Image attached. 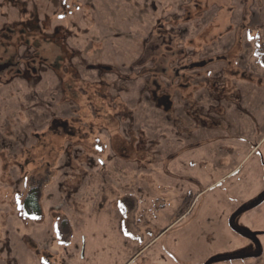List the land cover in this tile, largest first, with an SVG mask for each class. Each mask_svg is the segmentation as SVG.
Returning a JSON list of instances; mask_svg holds the SVG:
<instances>
[{"label": "rangeland", "instance_id": "374dc122", "mask_svg": "<svg viewBox=\"0 0 264 264\" xmlns=\"http://www.w3.org/2000/svg\"><path fill=\"white\" fill-rule=\"evenodd\" d=\"M263 43L264 0H0V264H264Z\"/></svg>", "mask_w": 264, "mask_h": 264}, {"label": "trees", "instance_id": "16d2710c", "mask_svg": "<svg viewBox=\"0 0 264 264\" xmlns=\"http://www.w3.org/2000/svg\"><path fill=\"white\" fill-rule=\"evenodd\" d=\"M255 54L259 57L260 62L264 65V43L255 49ZM40 194L37 188L30 189L22 204V212L27 217L39 218L41 216Z\"/></svg>", "mask_w": 264, "mask_h": 264}, {"label": "crops", "instance_id": "0c3cea01", "mask_svg": "<svg viewBox=\"0 0 264 264\" xmlns=\"http://www.w3.org/2000/svg\"><path fill=\"white\" fill-rule=\"evenodd\" d=\"M261 141H262V140H261ZM261 141H260V142H261ZM259 144H260V143H259ZM249 154H250V153H249ZM249 154H248V155H249ZM248 155H247V156H248ZM234 171H235V169H234L233 171H231L229 174L225 175V176H224L222 179H220L219 181H217V182H215V183H213V184L207 186V188H206L205 190L211 189V188L214 187L218 182H220L221 180L227 178V177H228L230 174H232ZM181 217H182V216H181ZM181 217H179V218H181ZM179 218H178V219H179ZM178 219H177V220H178Z\"/></svg>", "mask_w": 264, "mask_h": 264}, {"label": "snow or ice", "instance_id": "6c2138e0", "mask_svg": "<svg viewBox=\"0 0 264 264\" xmlns=\"http://www.w3.org/2000/svg\"><path fill=\"white\" fill-rule=\"evenodd\" d=\"M250 39H251V37H250Z\"/></svg>", "mask_w": 264, "mask_h": 264}]
</instances>
